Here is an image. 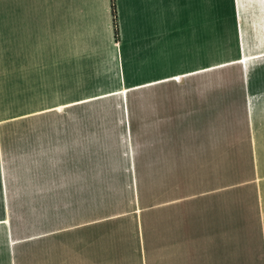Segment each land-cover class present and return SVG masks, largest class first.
Masks as SVG:
<instances>
[{"label":"crops","instance_id":"0c3cea01","mask_svg":"<svg viewBox=\"0 0 264 264\" xmlns=\"http://www.w3.org/2000/svg\"><path fill=\"white\" fill-rule=\"evenodd\" d=\"M115 4L0 0V264H264V0Z\"/></svg>","mask_w":264,"mask_h":264},{"label":"rangeland","instance_id":"374dc122","mask_svg":"<svg viewBox=\"0 0 264 264\" xmlns=\"http://www.w3.org/2000/svg\"><path fill=\"white\" fill-rule=\"evenodd\" d=\"M108 149H103L100 148L99 151L101 152V154H105L106 151ZM109 152H111V155L113 157V160L115 161L116 159L120 158L121 155V149L120 146H115L111 149L108 150ZM101 158H103V156H100ZM113 167L119 168L120 167V163H113ZM130 177V175H129ZM129 177H126L129 178ZM122 179H124L123 177H121L120 174H118V176L116 175V177L114 178L113 182H115L118 186H117V191H116V195H114V197H110L108 195H105V187H103L102 183H105L104 180H101V182L98 181V183H100V185L98 186V216H97V235L98 237L100 236H104L107 230V227L105 228L104 224L105 222H109V224L112 227V231L115 234L116 230H119L120 227L117 225L118 223L122 222L124 219H126V217L128 218V215H124L126 214L127 211H131L134 213L135 210V198H136V190H133V187L131 185V180L130 182L123 184L122 183ZM130 179V178H129ZM123 186L125 188H123ZM105 191V192H104ZM114 191V190H113ZM110 192V191H109ZM123 196V197H122ZM121 198H124L125 201H123L124 203V207L123 210H121L122 208V204H121ZM115 206V210L112 211H103L102 213L99 212V209H104L105 206ZM122 213V214H121ZM134 216V214H133ZM127 220V219H126ZM114 225V228H113ZM117 225L116 229L115 226ZM110 231V230H109ZM114 249L118 250L120 248V245L118 243L113 244Z\"/></svg>","mask_w":264,"mask_h":264},{"label":"trees","instance_id":"16d2710c","mask_svg":"<svg viewBox=\"0 0 264 264\" xmlns=\"http://www.w3.org/2000/svg\"><path fill=\"white\" fill-rule=\"evenodd\" d=\"M112 2V10H113V23H114V31L115 34L118 35V20H117V11L115 0H111Z\"/></svg>","mask_w":264,"mask_h":264}]
</instances>
